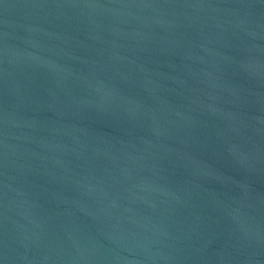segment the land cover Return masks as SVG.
I'll return each instance as SVG.
<instances>
[{"label":"water","instance_id":"1","mask_svg":"<svg viewBox=\"0 0 264 264\" xmlns=\"http://www.w3.org/2000/svg\"><path fill=\"white\" fill-rule=\"evenodd\" d=\"M0 264H264V0H0Z\"/></svg>","mask_w":264,"mask_h":264}]
</instances>
